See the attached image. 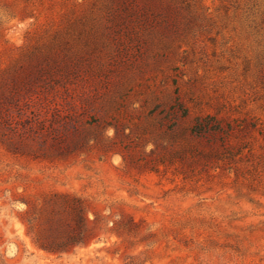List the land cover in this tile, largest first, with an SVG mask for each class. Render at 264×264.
<instances>
[{
	"label": "rangeland",
	"instance_id": "obj_1",
	"mask_svg": "<svg viewBox=\"0 0 264 264\" xmlns=\"http://www.w3.org/2000/svg\"><path fill=\"white\" fill-rule=\"evenodd\" d=\"M0 264H264V0H0Z\"/></svg>",
	"mask_w": 264,
	"mask_h": 264
},
{
	"label": "trees",
	"instance_id": "obj_2",
	"mask_svg": "<svg viewBox=\"0 0 264 264\" xmlns=\"http://www.w3.org/2000/svg\"><path fill=\"white\" fill-rule=\"evenodd\" d=\"M76 229L79 232L72 233L68 236L64 242L61 244H48L40 241H36L37 246L44 250L47 253L51 254H63L68 251L69 248L81 247L86 246L90 242L89 234L85 229V222L83 217L78 215V219L76 222Z\"/></svg>",
	"mask_w": 264,
	"mask_h": 264
}]
</instances>
